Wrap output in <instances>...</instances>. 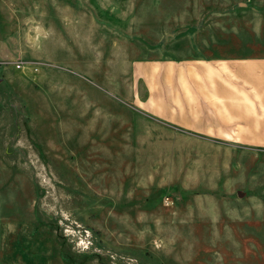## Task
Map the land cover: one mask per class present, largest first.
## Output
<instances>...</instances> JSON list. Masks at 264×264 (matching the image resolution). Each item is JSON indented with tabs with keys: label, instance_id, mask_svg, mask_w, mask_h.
Wrapping results in <instances>:
<instances>
[{
	"label": "rangeland",
	"instance_id": "374dc122",
	"mask_svg": "<svg viewBox=\"0 0 264 264\" xmlns=\"http://www.w3.org/2000/svg\"><path fill=\"white\" fill-rule=\"evenodd\" d=\"M224 29L264 41V0H0V264H264V147L196 143L132 72Z\"/></svg>",
	"mask_w": 264,
	"mask_h": 264
},
{
	"label": "crops",
	"instance_id": "0c3cea01",
	"mask_svg": "<svg viewBox=\"0 0 264 264\" xmlns=\"http://www.w3.org/2000/svg\"><path fill=\"white\" fill-rule=\"evenodd\" d=\"M222 33L180 57L138 63L132 72L145 94L137 101L191 130L196 143L264 147V41L244 42L231 29ZM137 66L144 73H135Z\"/></svg>",
	"mask_w": 264,
	"mask_h": 264
},
{
	"label": "built area",
	"instance_id": "2783aa9c",
	"mask_svg": "<svg viewBox=\"0 0 264 264\" xmlns=\"http://www.w3.org/2000/svg\"><path fill=\"white\" fill-rule=\"evenodd\" d=\"M15 66H16V68H19L20 66H22V64H21V62H20V63L17 62V63L15 64Z\"/></svg>",
	"mask_w": 264,
	"mask_h": 264
}]
</instances>
